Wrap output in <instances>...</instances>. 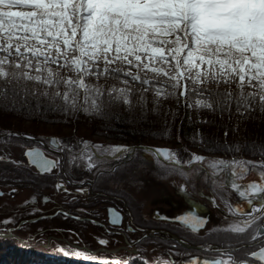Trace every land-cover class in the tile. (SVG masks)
<instances>
[{
  "label": "snow or ice",
  "instance_id": "obj_1",
  "mask_svg": "<svg viewBox=\"0 0 264 264\" xmlns=\"http://www.w3.org/2000/svg\"><path fill=\"white\" fill-rule=\"evenodd\" d=\"M150 90L156 105L171 97L178 102L179 97L186 101L199 97L195 104L211 111L223 113L235 106L241 115L264 112V0H0V109L40 117L48 113L75 116L83 111L111 119L106 111L109 105L121 102L131 111L136 106L133 97L146 101ZM12 138L35 140L20 133H0V142L10 143ZM47 143L53 151L67 152L73 167L96 169L97 174H103L107 161H126L142 151L155 160H168L167 174L178 172L185 180L203 178L214 192L222 180L220 187L238 197L233 206L221 196L227 208L225 218L234 217L224 233H251L252 242L264 244V160L258 164L234 158L205 164L206 158L195 154L182 162L168 149L137 150L81 140L75 151V145L56 137ZM24 156L41 173L62 170L61 158L50 159L41 148L27 149ZM0 162L23 166V161H14L10 155H0ZM56 187L68 191L63 182ZM16 191L13 188L9 195ZM77 192L86 193V189ZM178 192L189 195L183 186ZM210 202L219 207L215 197ZM112 211L110 223L122 227L120 214L111 218ZM154 215L179 222L193 233L207 223L206 217L194 211L175 218ZM28 223L14 216L0 220V241L17 239L14 233ZM99 243L107 245L108 241L100 239ZM246 247L200 245L193 255L181 253L174 244L167 258L158 256L152 264H178L177 257L179 264H250L247 253L245 258L235 255ZM58 251L88 264H149L139 254L107 259L72 246H60ZM250 255L264 261V247Z\"/></svg>",
  "mask_w": 264,
  "mask_h": 264
},
{
  "label": "rangeland",
  "instance_id": "obj_2",
  "mask_svg": "<svg viewBox=\"0 0 264 264\" xmlns=\"http://www.w3.org/2000/svg\"><path fill=\"white\" fill-rule=\"evenodd\" d=\"M145 95L147 98L146 101L134 102L133 100V103L140 108L139 110L148 109L149 101L151 99L148 98L147 94ZM163 101L164 99H161L160 103L155 106L159 108L163 104ZM45 126V129L49 133L43 134L40 137H34V141L13 138L11 142L8 143L9 145H7L6 147H3L2 145L0 151L5 150L7 152L6 155H10L12 160L16 159L18 156H21V154H23V151L26 148L34 145H39L41 137L54 133L56 129L54 125L48 124ZM244 127L245 124L242 121V118L237 119L236 128L238 129L239 133L245 130ZM63 130L68 134H73L77 138L78 136L85 137L86 141H89L92 144H96L97 142L104 144H126L123 142L111 141L109 138H105L98 134L92 137L89 134V131H85L86 134H84L83 130H85V128L80 124H74L72 126L66 127L64 126ZM26 141L30 143L32 142L34 143V145H31L32 143H26ZM147 146L151 149H158V147H169L171 152L177 154L176 158L178 159V155L181 152H185L184 154H186L187 152L192 151L191 149L186 148L187 146H185L184 143H181L179 140H177V143L174 142L172 144L170 143L169 145H164L163 143H160L154 146ZM131 148L139 150L146 148V145H131ZM184 149L186 151H184ZM74 150L79 151L77 149ZM199 154L204 153L197 152V154L195 155ZM204 155H207L209 158L220 157L222 159L230 160L228 158L213 154ZM22 161V167H17L16 165H13L11 163L0 162V192L5 193V195L0 196V220L14 216L16 217L17 221H29V223L25 226L24 230L17 231L14 233L17 239H9L13 244H17L18 246H22L23 244V247L40 248L43 251L48 252L49 254L55 255H63L61 252L58 251V248L60 246H72L74 248H79L80 250L91 251L97 254L98 257L107 259L128 258L129 256L139 254L145 257L149 264H152V262L158 256L164 255V257L167 258V252L172 245L161 241L169 239L168 234L165 233H161L158 235H148L147 237H145L144 234L147 232L146 229H166L169 232L176 234L171 230V228L167 226L154 227L152 226L153 224L170 225L174 228L178 227L179 229H182L183 232L186 231L185 233L188 235V237L194 238L207 236L213 232H218V235H220V233H224L223 228L225 227L226 219L220 222L219 224L216 223L217 217H225V214L220 209H218L216 212L217 216H213V221L207 224L206 228L198 233H193L192 230H189L180 224L174 222H167L163 219L156 218L154 212L158 209H160L162 212L170 213V216H174L179 212L180 207L169 208V206H167L166 204L169 203V200L172 202L178 201V203L180 204V198L178 197L176 188L179 187L180 184H187L186 181H188L185 180L178 172H174L171 175L167 174L165 169L166 167H170L171 165L169 161L164 159L163 157H161L159 160H155L150 155L142 151H137L135 154H133V156L128 162L126 161L127 163H124L117 170H114L113 167H111L110 169H113L112 171L103 172V174H97V170H93L90 176L95 177L96 175L98 177V181L100 180V185L109 190L106 192L109 195L106 196L105 194H101L100 196L102 197H98L97 194L96 197H94L89 191H86V193H78L77 189H75L77 188V186H73L72 188H70L66 185L68 191L64 192L57 190L56 182L54 183V187L52 188L42 183L43 181L41 179H39V181L35 183H28L26 181H22L20 180V177L22 175L19 172H22L20 170L24 168H27L30 171H35L36 174L41 175L34 168L29 167L25 159ZM70 170L75 171V174L78 176V179L80 181L86 178V175L83 174L86 172H80L81 174L78 173V171H82L83 169L73 167L72 165H70L69 160L67 159L63 160L62 172L60 173L61 176L69 175ZM184 170L187 171L186 168ZM191 181V184L194 186L195 182L192 179ZM202 181L204 182L205 180L202 178ZM61 182L65 184L67 183L65 181ZM13 188H15L17 191L14 194L9 195V193L12 192ZM85 189L88 188L86 187ZM117 193H119V195L121 194L120 196L122 199L117 198L116 200L118 202H116L115 204H119L121 208L125 204L128 205L125 219H127V222L130 223V229H135L134 231L127 229L128 226H126V228L114 227L113 225L108 224L106 219L102 217L106 216V206L110 204V202H108L104 198L109 199L112 197V195H115ZM33 197L36 198L34 203L31 202ZM44 197L49 198V203L44 201ZM25 202L29 203L25 206ZM69 202L79 203L87 207V209L85 208V214H83V216H80V220H76V218L71 216L65 218L64 215L60 214L62 212L57 213L59 210H67L66 205ZM220 207H222L227 213V209H225L223 205H221ZM33 212V215H29ZM91 212H93V214ZM37 218L39 219L36 221H31L32 219ZM93 221H95V223H93ZM103 221L106 224L103 223ZM9 227H11V225ZM137 227H142L144 228V230H136ZM187 231L191 233H188ZM100 239L107 240L108 244H100ZM131 242L136 243L131 244V246H129ZM256 242L244 244H247L248 247H256V249L253 250L254 252L257 249L261 248L259 246L262 245L259 241ZM253 243H256V246H252L251 244ZM181 246L182 248L177 246L178 250L181 253L190 252L193 255L197 254V250L187 248L183 245ZM137 250H140L139 253L137 252ZM199 254L206 255V253ZM180 259V257H177L178 264ZM135 263L140 264V261H135L134 264Z\"/></svg>",
  "mask_w": 264,
  "mask_h": 264
},
{
  "label": "trees",
  "instance_id": "obj_3",
  "mask_svg": "<svg viewBox=\"0 0 264 264\" xmlns=\"http://www.w3.org/2000/svg\"><path fill=\"white\" fill-rule=\"evenodd\" d=\"M100 83H103V81H100ZM110 83L112 82L110 81ZM146 94L151 99L148 109L139 110L140 108L135 106L129 111L127 105L114 102L106 108V111L111 115V119H104L83 111L75 116L48 113L46 117H40L0 109V129L19 131L25 135L40 137L49 133L45 129V125L51 124L56 128L51 135H56L67 144L75 145V149L79 150L80 145L77 141H86V138L80 136L77 138L73 134H68L63 130V127L80 124L85 128L83 130L84 134H86L85 131H89L92 137L98 134L109 138L111 141L123 142L129 145L154 146L160 143L169 145L170 143H177V140H179L187 146L186 148L192 150L186 154L181 152L178 155L182 162L190 160L192 155L197 154V152L222 156L230 160L234 158L237 160H251L258 164L264 160V155L261 154V148L264 147V112L256 110L250 114L241 115L237 113L235 106L231 107L230 111L223 113L211 111L199 108L195 104L199 97H192L187 101L184 97H179V102L177 97H171L164 100L158 108L153 103L154 92L150 90ZM178 95L179 93H177ZM133 100L137 102L138 97L134 96ZM188 104L192 106L189 107ZM153 108H156V111H153ZM239 118H242L245 124V130L241 131V134L236 128V120ZM26 143L31 144L32 142L26 141ZM31 145H34V143ZM237 145H239L238 150L235 147ZM230 148L231 150H229ZM184 151L186 150L184 149ZM21 171L20 180L22 181L35 183L41 179L43 181L41 182L46 186L54 187V178L38 175L27 168ZM97 189L109 191L102 186ZM77 205L79 203H72L70 212L83 216L85 212L78 211L76 209ZM91 213L93 214V212ZM152 226H167L181 238L194 244L216 243L226 247L229 244L238 245L252 242L251 233L248 236H235L225 235L224 233L218 235V232H213L214 234L210 233L207 236L194 238L188 237L186 231L183 232L178 227L174 228L170 225L161 224H153ZM161 241L182 248L178 241L170 239ZM0 248V264H88V262L66 258L63 255L49 254L40 248L18 246L10 240L0 241ZM255 249L256 247L242 248L236 251L235 255L238 258H245L246 253L248 254ZM247 258H250L249 254Z\"/></svg>",
  "mask_w": 264,
  "mask_h": 264
},
{
  "label": "flooded vegetation",
  "instance_id": "obj_4",
  "mask_svg": "<svg viewBox=\"0 0 264 264\" xmlns=\"http://www.w3.org/2000/svg\"><path fill=\"white\" fill-rule=\"evenodd\" d=\"M7 131H9V130H2V129H0V133H3V132H7ZM50 136L51 135H47V136H44V137H41V138H43V139H45V143H40L39 145H34V146H40V147H42L43 149H44V151L46 152V154L47 155H49V156H51V157H54V158H57L58 156L61 158V161H63V160H69V155H68V153L67 152H64V153H59V152H56V151H53V150H51V149H49V147H48V139L50 138ZM57 139H59V137H57ZM60 140V139H59ZM44 144H46V147H45V145ZM96 144H99V145H105V146H107V145H120V146H127V147H129V148H131V145H123V144H120V143H110V144H104V143H100V142H97ZM3 145V147H6L7 145H9L8 143H4V142H0V149H1V146ZM11 146V145H10ZM34 146H31V147H34ZM147 146V145H146ZM145 147V146H144ZM29 148V147H28ZM159 148V147H158ZM2 152V153H1ZM24 152L25 151H23V154H21V156H18L16 159H14V161H22V160H26V157L24 156ZM7 154V152L4 150H2V151H0V155H6ZM12 159V158H11ZM130 159H128V160H126L127 162L129 161ZM211 160H216V161H219V160H226V159H222V158H220V157H215V158H209V157H207L206 159H205V164L208 162V161H211ZM27 161V160H26ZM125 160H121V161H115V160H109V161H107L104 165H103V168L105 169V171L104 172H109V171H107V169H110L111 167H113V169L115 170H117L119 167H121L124 163H127ZM5 163V162H4ZM199 163L200 162H196V164L197 165H199ZM30 167V166H29ZM68 168V167H67ZM21 169V168H20ZM22 170V169H21ZM20 170V171H21ZM64 170V169H63ZM94 171H96V169H93ZM93 170L91 171V172H89V171H85V170H82V171H78V173H80V172H86V173H83V174H85L86 175V178L83 180V181H85V183L82 185V184H80L79 182H80V180L78 179V176L75 174V171L73 170V171H71L70 170V174L69 175H63V176H61V172H62V170L61 171H56V170H53V172H51V173H47V174H41V175H44V176H48V177H51V178H54L55 179V182H56V184L57 183H59V182H61V181H65V182H67L65 185H67L68 187H70V188H72L73 186H77V188H75V189H78V188H81V187H83V188H88V189H86V191H89V192H91L92 193V196H94V197H96V194H97V196L99 197L101 194H105L106 196H108L109 194H107L106 193V191H102V190H100V189H97V188H99V187H101V185H100V180L98 181V177L95 175V177H91L90 175L92 174V172H93ZM210 170V169H209ZM33 172H35V171H33ZM20 174H21V172H19ZM96 173H97V171H96ZM40 174V173H39ZM81 174V173H80ZM89 175V176H88ZM19 178V177H18ZM195 183H194V186L191 184L192 183V181L190 180H188L189 182H190V184H189V182L188 181H186L187 182V184H185V185H182V184H180L179 185V187H177L176 188V192L178 193V197L180 198V204L178 203V201H175V202H172V201H168L169 203H167L166 205L167 206H169V208H173V207H180V210H179V212L178 213H181V212H184V211H186V210H188L189 208H190V204H189V200L190 201H198V202H202V203H205L207 206H208V211L207 212H204L203 213V215H209V217H210V222L209 223H211L212 221H213V216L215 217V216H217L216 215V212H217V210L219 209L218 207H216V206H214L210 201H211V199L213 198V197H215L216 198V202H217V204L219 205V206H221V205H223L224 206V208L225 209H227L226 207H225V205H224V203L222 202V200H221V196H223L225 199H228L229 200V202L233 205V206H235L236 204H237V202H238V197H237V195L234 193V192H232L231 190H229V189H227V188H221L220 187V185L223 183V181L222 180H220V181H218L217 182V187H216V191L214 192V191H212V188L210 187V185H209V183H207V182H203L202 181V178L201 179H192ZM69 181H71V182H69ZM95 183H96V185H95ZM181 186H185L184 188H185V190H186V192L189 194L188 196H185L183 193H181V192H178V189H180L181 188ZM121 195V194H120ZM119 195V193H117V194H115V195H112V197L111 198H109V199H107V198H104V199H106L108 202H110V204H108L107 206H106V210H105V212H106V216L104 217V216H102L103 218H107V208H108V206L109 205H117V204H115L116 202H118L116 199L117 198H120V199H122L121 198V196ZM210 196H212V197H210ZM100 197H102V196H100ZM49 203V202H48ZM51 203V202H50ZM71 202H69L66 206H67V211H70V208L72 207L71 206ZM119 205V204H118ZM117 205V206H118ZM183 205H184V209H183ZM124 206V207H123ZM122 206V208H121V206L119 205V208L122 210V212L124 213V215H125V217H126V214H127V207H128V205L127 204H125V205H123ZM87 209V207L85 206V205H81V204H79V205H77V210L78 211H80V212H85V210ZM183 209V210H182ZM159 213L160 215L161 214H166V215H169L170 213H168V212H162L160 209H158V210H155V212L154 213ZM175 213H177V212H175ZM177 213V214H178ZM96 214V213H95ZM176 215V214H175ZM225 217H226V215H225ZM224 216H222V217H217L216 218V223H220V222H222L223 220H225L226 218H225ZM75 218V217H74ZM234 219V217H232V216H228V218L226 219V221H225V227L227 226V224L231 221V220H233ZM127 220V219H126ZM168 222V221H167ZM103 223H105L104 221H103ZM208 223V224H209ZM106 224V223H105ZM131 227L130 226H128V228L127 229H130ZM250 234V233H249ZM257 241H259V240H257ZM260 245V244H259ZM262 246H264V244H262L261 246H259V247H262ZM253 252V251H252ZM252 252H250V253H252ZM250 253H248L249 254V256H250V258H248L249 260H250V264H262V263H260L259 261H257V260H254L253 258H252V256L250 255Z\"/></svg>",
  "mask_w": 264,
  "mask_h": 264
},
{
  "label": "water",
  "instance_id": "obj_5",
  "mask_svg": "<svg viewBox=\"0 0 264 264\" xmlns=\"http://www.w3.org/2000/svg\"><path fill=\"white\" fill-rule=\"evenodd\" d=\"M7 132H10V131H7ZM13 133H19V132L15 131V132H13ZM20 134H21V133H20ZM51 137H56V138H57V136H55V135H51L50 138H51ZM44 143H45V142H44ZM44 145H45V147H46V144H44ZM31 148H41V149L44 151V149H43L42 147H40V146L29 147V148H27V149H31ZM146 148H148V146H146ZM158 149H168V150H170L169 147H159ZM44 152H45V151H44ZM45 154H46V152H45ZM46 155H47V154H46ZM199 155H200V156H203V157H205V158L208 157L207 155H204V154H199ZM47 157L50 158V159H53V160L56 159V158L51 157V156H48V155H47ZM26 160H27V164H28V158H27V157H26ZM28 166L34 168L38 173H40V174H44V173L39 172V171L37 170V168H36L34 165H29V164H28ZM186 169H187V168H186ZM64 184H65V183H64ZM65 186H66V185H65ZM189 204H190V208H189L188 210L184 211V212L178 213V214H176V215H174V216H170V215H166V214H161V216H162V217L175 218V217H178V216H183V215H185L186 213H188L189 211H194L195 214H198V215H201V216L207 218V223H206V225L204 226V228H202L201 230L205 229L206 226H207V224L210 222V217H209V215H203L204 212H207V211H208V209H209L208 206H207L205 203L198 202V201H194V200H193V201H190V200H189ZM216 204H217V202H216ZM217 205H218V204H217ZM218 208H219V209H220V210L226 215V212H225V210H224L222 207L219 206ZM109 209L114 210V211H112V213H111V218H115L116 215H117L118 213L120 214V217H121V225H122L123 228H126V226H130V223L127 222V220L125 219V215H124V213L122 212V210H121L117 205H109L108 208H107V218H106V221H107L108 224L112 225V224L110 223ZM59 212H62V213H68L69 216H71V217H80V216H75V215L71 214V213H70L69 211H67V210H59L57 213H59ZM57 213H56V214H57ZM80 218H81V217H80ZM38 219H39V218H37V219H32L31 221H36V220H38ZM168 222H174V223H177V224H180V225H181V223L176 222V221H174V220H169ZM117 227H121V226H117ZM186 228L189 229V230H191V229L188 228V227H186ZM136 230H144V228H142V227H137ZM146 230H147V232L144 234L145 237H147L148 235H158V234H161V233H165V234H168V238H169V239L176 240V241H178L181 245H183V246H185V247H187V248H191V249L197 250V249H198V246L202 245V244H192V243H190L189 241H187V240L181 238L179 235L174 234V233H171V232H169V231L166 230V229H146ZM201 230H200V231H201ZM200 231H199V232H200ZM150 233H151V234H150ZM256 243H257V242H256ZM256 243H255V244H256ZM206 245H208V244H206ZM211 245H215V246L223 247V246H220V245H217V244H211ZM251 245H252V244H251ZM262 247H264V246H262ZM259 250H260V248L257 249V250L254 251V252H259ZM94 252H95V251H94ZM252 258L255 259V260H257V261H259L260 263L264 264V261H261L258 257H252Z\"/></svg>",
  "mask_w": 264,
  "mask_h": 264
},
{
  "label": "bare ground",
  "instance_id": "obj_6",
  "mask_svg": "<svg viewBox=\"0 0 264 264\" xmlns=\"http://www.w3.org/2000/svg\"><path fill=\"white\" fill-rule=\"evenodd\" d=\"M27 150V148L24 150V151H26ZM49 156V155H48ZM255 260V259H254Z\"/></svg>",
  "mask_w": 264,
  "mask_h": 264
}]
</instances>
